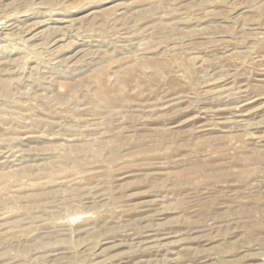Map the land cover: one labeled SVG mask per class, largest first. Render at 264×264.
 <instances>
[{
	"label": "rangeland",
	"instance_id": "374dc122",
	"mask_svg": "<svg viewBox=\"0 0 264 264\" xmlns=\"http://www.w3.org/2000/svg\"><path fill=\"white\" fill-rule=\"evenodd\" d=\"M0 264H264V0H0Z\"/></svg>",
	"mask_w": 264,
	"mask_h": 264
}]
</instances>
